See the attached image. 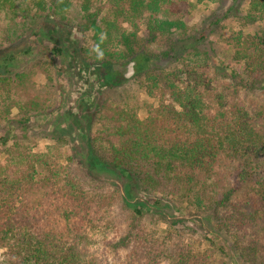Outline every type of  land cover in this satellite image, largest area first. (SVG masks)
Returning a JSON list of instances; mask_svg holds the SVG:
<instances>
[{"label": "trees", "instance_id": "16d2710c", "mask_svg": "<svg viewBox=\"0 0 264 264\" xmlns=\"http://www.w3.org/2000/svg\"><path fill=\"white\" fill-rule=\"evenodd\" d=\"M14 1L0 3L11 11ZM235 1L228 13L194 37H188L187 0L36 1L39 14L40 9L47 13L29 38L11 45L17 50L0 49V84L6 83L19 53L51 54L66 59V74L76 71L82 77L90 71L104 88L123 80L117 68L133 64L149 73L152 84L147 83V92L153 95L163 85L159 91L165 96L168 91L173 105L162 106L143 123L123 108L109 114L107 119L115 124L96 135L92 127L105 117L102 97L82 101L85 108L77 115L68 111L75 125L87 133L89 174L95 179L98 170L119 174L126 182V198L138 192L152 196L144 203L131 204L116 191L106 196L87 189L69 175L56 154L53 161L19 146L10 148L5 163H0L2 264H163L168 260V244L156 239L157 231L142 229L140 224L149 212L178 230L189 220L207 223L210 229L206 238L210 249L202 252L180 244L169 264H264V96L253 99L248 94L264 95V0H247L244 28L231 40L232 59L239 67L232 75L215 61L219 54L200 48L213 27L235 15L241 4ZM75 9L84 20L81 33L91 34L87 49L75 42L73 28L64 23L66 14ZM255 25H261V30L250 33ZM143 28L149 40L146 45L140 38ZM148 46L156 49L150 51ZM180 60L187 61V67L172 71L175 79L152 72L163 66H156L157 61L169 66ZM28 122L10 121L0 143L8 147L14 126L22 130ZM103 135L112 137L109 145ZM170 198L193 215L168 220L161 200ZM107 204L120 209L126 222L122 219L117 226L118 240L113 236L102 243V235L113 230L104 215ZM210 224L217 232L211 231L215 229ZM224 234L236 241L232 258ZM111 249L114 255L107 256ZM115 255L120 256L115 259Z\"/></svg>", "mask_w": 264, "mask_h": 264}, {"label": "rangeland", "instance_id": "374dc122", "mask_svg": "<svg viewBox=\"0 0 264 264\" xmlns=\"http://www.w3.org/2000/svg\"><path fill=\"white\" fill-rule=\"evenodd\" d=\"M36 1L39 0H15L13 2L14 8L11 11H8L0 3V49L17 50L16 47L11 45L22 43L41 25L43 16L47 12L40 9L39 14V6ZM41 1L50 4L53 0ZM187 1L189 2V6H187L188 37H194L204 33L205 30L207 31L212 22H216V19L228 13L236 2L235 0H225L222 5H209L198 3L196 0ZM240 2L242 5L238 3L235 15L220 23L217 27H213V32H210L206 42H203L200 47L212 54H219V60L215 61H219V64L226 66L228 68L227 74L230 72V75L239 68L232 59L233 42L231 40L235 33L241 29L243 30L244 17L248 9L247 0H240ZM29 10L31 11L29 12ZM83 22L81 13L77 9L68 12L64 21L65 24L73 28L75 42L80 43L83 48L87 49L92 45V38L90 33H81L80 27ZM144 29L140 33V38L142 44L146 45L149 40H147V33ZM260 30L261 25H255L249 29V32L255 33ZM62 40L64 42L65 39ZM47 43L51 47L54 45L49 39L46 40ZM146 49L154 51L156 46H148ZM14 53L16 52L14 51ZM70 55L73 57V52H70ZM65 60V58H55L51 54L39 55L33 53L25 56L23 53H19L17 55V62L10 68L11 72L5 78L7 79L6 83L0 84V137L6 133L10 121L23 122L29 120V122L27 127L22 130L17 124L14 126L16 129L11 132V141L8 147H4L0 143V163H5L7 152L14 145L30 151L32 154L47 155L53 161L56 159L54 157L56 154L59 156L58 160L67 168L69 175L76 178L87 189H97L96 191H102L106 196H110L116 191L125 199L126 182L119 174L108 170H98L99 179H95L89 174L86 166L88 136L83 129L75 125V120L68 115V111L77 115L79 112H83L85 108L82 101L88 99L93 101L96 97L97 99L102 97L106 103L103 112L105 117L96 120L92 132L94 135L98 132L105 134L106 130L115 124V122L109 120L110 115L122 111L123 108L126 114L134 117V120L143 123L151 116L152 112L159 110L162 106H172L168 91L166 96L162 94L163 91H159L164 90L163 85H161L157 88L159 90L155 91V94L150 95L146 89L149 73L148 75L145 74L144 71L137 69L135 65H133L132 74L130 73V67L117 68L120 78L123 77V80H120L115 87L104 88L100 86L101 79L96 80V76H90V71H84L82 77L73 70H71L73 72L70 75L66 74L67 64ZM167 63L166 61H157L156 66H163L153 68L154 75H160L164 72L165 76L169 75L171 79H175L176 74L172 71L185 70L187 67V61L183 60L174 62L169 66L165 65ZM150 83L152 84L149 80L148 84ZM248 94L253 99H260L264 96L251 92H248ZM80 118L83 120L82 116ZM83 124L84 127H87L88 123L83 121ZM110 140H112V137L105 136L104 144L109 145ZM148 197L152 198V196H146L143 192H138L131 199L127 197L126 200L131 204L144 203ZM177 200L182 202L181 199ZM161 201L165 203L166 211L169 213L168 220L193 215L191 211L186 209L185 205L180 206L172 198ZM120 212V209L107 204L106 214L104 215L107 220L111 221L113 230H109L102 235V237H105L102 243H106L113 236L115 240L121 237V234L117 233L116 230L117 226L120 227L123 224L122 219L126 222V217L123 214L122 218ZM200 217L205 219V215H200ZM130 220L129 224L132 222ZM142 221L140 223L142 229L157 231L156 239L169 246L166 254L168 260L163 264H169V260H172L171 258L175 256L176 248L183 243L202 252L210 249L209 243L206 241V238L211 236L208 233L210 229L205 226L207 223L199 225L197 222L189 220L185 225L181 224V229L178 230L171 228L167 221L159 215L150 212L145 215ZM214 225L210 224V227L215 229H211L213 233L217 232ZM96 233H101V230H97ZM125 233L123 231L124 235ZM223 236L228 240L225 241L228 244L229 248L227 249L232 258L235 255L233 249L236 248V241L225 234ZM98 250L99 247L96 249V254H98ZM4 252V247H0V264L3 263ZM99 252L103 254L101 248ZM106 253L107 256L114 255L113 249ZM119 256L115 255V259ZM230 256L227 260L231 263ZM215 257L220 260L219 255H215Z\"/></svg>", "mask_w": 264, "mask_h": 264}, {"label": "water", "instance_id": "95a60500", "mask_svg": "<svg viewBox=\"0 0 264 264\" xmlns=\"http://www.w3.org/2000/svg\"><path fill=\"white\" fill-rule=\"evenodd\" d=\"M130 73L131 74L133 73V64H131V66H130Z\"/></svg>", "mask_w": 264, "mask_h": 264}]
</instances>
